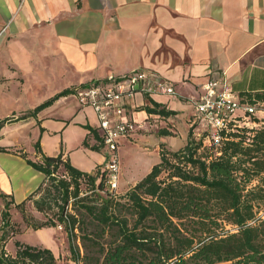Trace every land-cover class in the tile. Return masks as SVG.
Returning a JSON list of instances; mask_svg holds the SVG:
<instances>
[{
    "label": "crops",
    "instance_id": "1",
    "mask_svg": "<svg viewBox=\"0 0 264 264\" xmlns=\"http://www.w3.org/2000/svg\"><path fill=\"white\" fill-rule=\"evenodd\" d=\"M0 31V121L28 114L64 90L132 70L173 84L172 97L137 94L124 101L128 116L139 121L154 103L173 112L148 132L120 141L148 159L137 179L132 171L119 174L125 189L159 163L162 148L176 152L187 144L190 99L214 74L241 96L264 98V0H0ZM87 128L100 137L95 112L71 94L34 117L3 124L0 193L18 204L43 180L20 151L33 162L61 153L72 167L94 175L106 154Z\"/></svg>",
    "mask_w": 264,
    "mask_h": 264
},
{
    "label": "trees",
    "instance_id": "2",
    "mask_svg": "<svg viewBox=\"0 0 264 264\" xmlns=\"http://www.w3.org/2000/svg\"><path fill=\"white\" fill-rule=\"evenodd\" d=\"M75 88L28 114L1 120L0 128L34 117ZM153 106L146 112L173 115ZM89 130L101 140L96 130ZM243 142H224L215 155L211 145L201 149V142L188 133L182 149L162 148L159 163L120 196L104 188L101 169L90 175L72 167L61 153L33 162L20 151L43 180L18 204L0 193V264H56L53 252L44 247L15 241V254L6 251V240L22 231L11 220V209L26 229L61 227L75 264H264V129L255 130L248 144ZM34 147L41 153L38 143ZM162 173L166 176L160 180ZM82 185L89 191L84 196ZM27 203L45 220L27 216Z\"/></svg>",
    "mask_w": 264,
    "mask_h": 264
},
{
    "label": "built area",
    "instance_id": "3",
    "mask_svg": "<svg viewBox=\"0 0 264 264\" xmlns=\"http://www.w3.org/2000/svg\"><path fill=\"white\" fill-rule=\"evenodd\" d=\"M3 31H0V37ZM222 74H214L202 86L197 98L190 99L193 113L189 121L191 140L201 142V149L211 145L215 155L220 154L221 145L227 141L244 138L248 143L255 130L262 128L264 121L257 114L264 115V102L241 96L226 83ZM81 107L91 108L97 117L100 132V148L106 154L101 169L104 186L110 193L119 187L118 148L121 140L129 138L137 131L148 132L150 127L158 126L163 117L146 113L142 121L134 118V113L126 111L125 100L137 94L146 97L175 95L173 84L155 72L132 70L120 76L107 78L76 87L72 93ZM136 110H134L135 112ZM202 126V127H201Z\"/></svg>",
    "mask_w": 264,
    "mask_h": 264
},
{
    "label": "rangeland",
    "instance_id": "4",
    "mask_svg": "<svg viewBox=\"0 0 264 264\" xmlns=\"http://www.w3.org/2000/svg\"><path fill=\"white\" fill-rule=\"evenodd\" d=\"M257 116L258 118H262V117L264 118L263 114H257ZM261 120L264 121V119H261ZM262 129H264V125H262ZM121 144L118 148L119 165L122 170V171L120 170L119 172L120 178L121 177L124 178L128 176V174L132 171L133 173L131 175V178L137 179L140 176V173H142L140 168L143 165L146 166L148 159L138 157L137 154H133L132 151L130 152V148L128 147V145H125L121 148ZM100 149L105 153L103 148H100ZM149 155H152V154H149ZM137 169H138V172L136 171ZM61 174H63L62 170H60L59 173H57V176L60 177ZM165 176H166L165 173H162L159 179L163 180ZM87 188L88 187L84 185L81 186L80 196L85 195V191L88 190ZM126 191L127 189H125V187L122 188L119 185V187L117 188L115 192H113V194L116 196H120V195H123ZM88 192L89 191H87V193ZM1 205H2V201L0 202V207ZM0 210H2V208H0ZM25 210H26L27 216H31L41 221L45 220L44 216L41 213L36 212L32 208L31 203L26 204ZM10 214H11L12 222L23 223L20 215L15 210H12ZM22 230L23 231H21L19 234L6 240L5 249L10 255L15 254L14 242L19 241L23 244H27L30 246H40V247L50 249L56 258V264H75L70 260V254L68 251V242L66 239V235L61 227L44 229V230H39V231H33V230L27 231L26 229H22Z\"/></svg>",
    "mask_w": 264,
    "mask_h": 264
}]
</instances>
